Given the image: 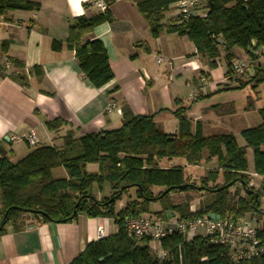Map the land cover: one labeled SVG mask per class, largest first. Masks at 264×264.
I'll use <instances>...</instances> for the list:
<instances>
[{"label":"trees","instance_id":"16d2710c","mask_svg":"<svg viewBox=\"0 0 264 264\" xmlns=\"http://www.w3.org/2000/svg\"><path fill=\"white\" fill-rule=\"evenodd\" d=\"M181 1H136L153 39L162 33L186 37L195 46L194 55L207 58L212 69L217 68L216 60L223 48L227 66L225 75L236 58L234 48L251 53L252 42L257 48L264 45V0H207L206 9L198 8L195 16L188 20L177 15L164 23L170 7ZM40 10L41 4L33 0H0V17L8 12ZM199 12L205 16H200ZM112 21L110 9L91 17H74L66 42L53 40L51 45L54 52H60L64 47L73 52L81 73L97 89L109 84L115 76L104 43L100 39L85 41V38L97 26ZM142 45L147 47L145 43ZM146 51L150 53V50ZM12 63L16 68H23L19 63ZM31 72L39 81L43 78L41 66H34ZM0 74L25 87L28 85V78L24 75L4 74L1 68ZM262 84L264 68H259L252 78L241 80L236 86L239 89L250 86L256 90ZM219 86L223 87L220 90L231 89L228 84ZM118 91L116 86L109 94ZM204 97L200 95L188 107L182 106L179 100L175 101L178 108L173 115L179 125L176 134L159 128L155 115L136 114L124 103L121 126L117 129L78 136V129L72 124L55 119L47 121L46 127L56 134L55 140H61L60 146L38 144L17 162H12L0 149L1 220L8 212L0 235L6 232L7 226H12L16 232L24 230L29 220L63 224L84 215L90 219H113L119 231L89 243L70 264H264V257L236 262L226 247L213 245L203 237L187 242L181 235H172L161 241L168 256L160 260L149 246V240L133 241L125 233V220L137 216L168 221L215 214L222 218L254 221L257 217V224L264 216L261 209L264 196V108L258 111L261 123L240 132L246 144L240 146L232 134L206 137L201 122H196L193 131L188 113ZM65 128L69 129L63 136H58ZM247 149L253 152V174L249 170ZM204 151L208 153L205 161L215 159L217 167L200 178L197 185L189 181L186 170L202 165ZM179 159H183L181 163L177 162ZM88 165H98V173H88ZM57 169H63L67 178H54L53 172ZM252 176L261 179L257 190L250 186ZM106 183L110 185V194L97 200L93 194L95 186L102 191ZM232 188H236L234 192ZM156 189H159L157 194ZM242 192H245L244 197ZM173 193H201L206 197L193 212L190 197L183 203L174 204L170 200ZM125 196L126 203L123 201ZM121 202L123 208L118 210L117 205ZM157 202L163 204V209L152 212L150 205ZM259 236L264 241V220Z\"/></svg>","mask_w":264,"mask_h":264},{"label":"crops","instance_id":"0c3cea01","mask_svg":"<svg viewBox=\"0 0 264 264\" xmlns=\"http://www.w3.org/2000/svg\"><path fill=\"white\" fill-rule=\"evenodd\" d=\"M33 1L41 4L39 12L14 11L0 17V68L4 74H8L10 71L6 70L4 64L9 60L21 64L23 68L19 69L30 71L26 87L0 74V149L12 162L17 148L22 156L20 159L31 152L33 147L28 146L27 149L21 146L25 142L24 136L31 130L36 132L39 145H61V140H55L56 134L47 129V121L65 120L78 129V136L119 128L122 116L117 110L107 112L109 103H114L119 110L126 103L136 114L155 115L157 126L165 131L162 126L167 118L164 115L171 116L174 110L160 107L162 100L170 103L171 96H158L157 86L168 89L171 86L168 82L174 76L199 69L192 81L196 87L200 76L205 74L206 70L200 69L203 57L194 55L195 47L192 52L183 55L181 63H177L179 57L183 56L171 52L176 34L162 33L153 45L145 37L136 35L132 26H125L121 22L103 23L85 41L100 39L104 43L115 77L109 84L97 89L81 73L73 52L65 47L60 52H54L51 47L53 40L66 42L69 25L74 17H91L96 13L86 9L83 0ZM118 5L119 1L110 7L113 19ZM145 29H149L147 24ZM178 39L181 41L187 38ZM143 43L147 45L146 48ZM147 49L150 53H147ZM158 57L172 60L173 68L168 64H163L165 68L162 70L147 66L148 61L156 62ZM34 66H41L43 70L40 81L31 72ZM160 73L167 77V82ZM219 83H208L201 92L206 90L203 95H212L216 89L208 86ZM116 86L119 91L109 94ZM210 106L213 105L203 106L201 101L188 113L193 131L196 122L207 121ZM68 129H62L57 135L63 136ZM177 132L178 128L166 133ZM86 171L97 174L99 167L88 165ZM58 172L61 174L59 178H67L66 172L61 169L55 170L53 175ZM106 184L102 191L94 188L93 194L97 200L110 194L111 191H106ZM118 205L119 210L124 203ZM100 228L104 230L103 238L119 231L113 219H90L84 215H80L74 222L63 224L29 220L24 230L19 232L7 226L6 232L0 235V264H70L89 243L99 240Z\"/></svg>","mask_w":264,"mask_h":264},{"label":"rangeland","instance_id":"374dc122","mask_svg":"<svg viewBox=\"0 0 264 264\" xmlns=\"http://www.w3.org/2000/svg\"><path fill=\"white\" fill-rule=\"evenodd\" d=\"M119 5L116 8V12L114 14V19L112 22H121L125 26H132L131 28L135 29L133 32L138 35L139 37L148 39L149 43L154 45L155 39L151 37L149 29H145L146 21L142 18L141 14L139 13L136 5L137 0H118ZM205 2L204 0H202ZM206 3L201 4L199 7L200 10L206 9ZM177 16V8L176 4L171 6L169 11L165 14L164 23H167L171 18ZM120 25V24H119ZM123 26V25H120ZM127 27V29H128ZM133 33V34H134ZM175 41L172 43L173 48L171 52L176 56H183L186 55L194 50V44L190 42L188 39H182L180 36H175ZM155 46L153 47V49ZM236 58L242 57V52L238 48L233 49ZM225 52L224 49L221 48L220 57L216 60L217 61V68L212 69L210 67V63L207 58H202L201 68L202 70H206L205 74L208 78V83L212 85L213 83L220 81L219 85L223 83V78L227 71V66L225 62ZM183 57H179L177 63L182 62ZM156 61V60H155ZM147 66L151 69H164L165 65L160 64L156 65L157 63L154 61H148ZM200 70L197 69L196 71L185 72L180 76H174L168 86V89L165 86H157L159 91L157 92L158 96L168 95L171 96V102L168 103L167 101L164 102L163 100L160 102L162 108H171L174 111L178 108L175 104L176 99L183 102L184 107H188L194 102L195 97V86L193 84V78L196 76L197 72ZM204 74V75H205ZM160 76L164 78L165 82H167V77L160 73ZM162 85V83H159ZM208 86V88L213 87L216 91L212 95H203L206 90L201 92L199 95L205 96L202 100L203 106L213 105L208 107L210 109V114L207 115V121H200L204 128V135L208 136H218V135H227L232 134L237 138V141L240 146H245V141L240 137V132L245 129L254 128L261 123V119L258 115L259 109L264 108V84L260 85L258 89L253 90L250 86L245 88H237V86H230L231 89L228 90H220L223 88L222 86ZM206 87V86H204ZM202 91V89H201ZM196 105V104H195ZM198 108V106H195ZM167 118L165 120L162 127H164L166 132H174L178 128V120L171 114L164 115ZM210 121V122H209ZM196 124V123H195ZM49 145V144H47ZM23 148H27L28 146L25 142L21 145ZM19 149H16V156H13L14 162H17L21 156L19 153ZM23 155V154H22ZM208 158L207 151H204V161L202 165L199 167H189L186 170V176L190 182H193L197 185L200 183V178L207 176L208 172L217 167L215 159H210L205 161ZM183 159L177 160V162L181 163ZM247 160L249 163V170L253 171V152L251 149H247ZM184 162V161H183ZM164 166V165H162ZM63 170V169H61ZM60 172V171H59ZM56 173L54 178L58 179L61 174ZM63 172V171H62ZM261 185V179L256 176H252L250 186L253 187L255 190L259 189ZM96 190L97 187L95 186ZM236 188H232L231 191L234 192ZM106 191L107 193L111 191L110 185L106 184ZM159 189L155 190L157 194ZM106 193V195H107ZM135 194L132 193V198H134ZM241 196H245V192L241 193ZM187 197L191 198L190 206L192 209L198 210L200 207V202L206 197L204 194L201 193H173L171 197V202L174 204L183 203L186 201ZM125 203L127 201V197H124L123 200ZM119 206V205H117ZM150 209L152 212H158L163 209V204L161 202L152 203L150 205ZM261 209L264 211V196L262 198V206ZM255 221L257 222L258 218ZM264 216L260 218L259 221V228H262Z\"/></svg>","mask_w":264,"mask_h":264},{"label":"built area","instance_id":"2783aa9c","mask_svg":"<svg viewBox=\"0 0 264 264\" xmlns=\"http://www.w3.org/2000/svg\"><path fill=\"white\" fill-rule=\"evenodd\" d=\"M118 0H83L86 9L99 14L109 10L111 5ZM201 0H183L176 4L177 15L183 20H188L192 12L197 13L201 6ZM200 16H205L199 12ZM255 47V48H254ZM242 52V51H240ZM241 58H235L231 62L229 73L224 76L223 84L231 86L238 85L241 80L252 78L259 68H264V45L257 48L255 42H252L251 53L242 52ZM157 64H168L173 68V62L166 61L161 57L156 59ZM6 70L17 75L30 76L27 69H16L9 60L5 62ZM208 84V78L201 75L198 86L195 87V97L197 99L201 89ZM117 110L114 103H109L107 112ZM23 140L31 147L38 145V137L34 130L28 132ZM192 209V208H191ZM193 212L196 209H192ZM125 233L130 240L141 241L149 240V246L160 259L167 258L168 253L163 250L161 241L172 235H181L187 242L194 240L196 237L207 238L213 245L228 248L231 258L236 262L250 261L264 257V241L259 236V225L254 220L246 218L220 217L212 219L210 215H204L196 219L180 220L173 218L168 221L150 219L144 216L127 218L124 222ZM104 230L99 229L98 237L102 239Z\"/></svg>","mask_w":264,"mask_h":264},{"label":"water","instance_id":"95a60500","mask_svg":"<svg viewBox=\"0 0 264 264\" xmlns=\"http://www.w3.org/2000/svg\"><path fill=\"white\" fill-rule=\"evenodd\" d=\"M192 16H195V12H192ZM219 43L222 44L223 46L227 47L226 44L223 41L219 40ZM7 215H8V212L4 215V217L1 220V223H0V231L3 229V227L6 224ZM210 217L212 219H219L220 218L219 215H215V214H211Z\"/></svg>","mask_w":264,"mask_h":264},{"label":"flooded vegetation","instance_id":"af4514ba","mask_svg":"<svg viewBox=\"0 0 264 264\" xmlns=\"http://www.w3.org/2000/svg\"><path fill=\"white\" fill-rule=\"evenodd\" d=\"M204 1H205V2H203V1L201 0L202 4H203V3H206V5H207V0H204Z\"/></svg>","mask_w":264,"mask_h":264}]
</instances>
